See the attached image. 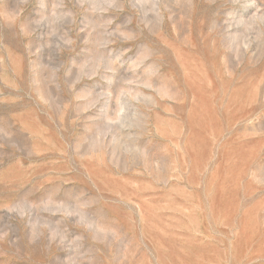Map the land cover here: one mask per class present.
<instances>
[{
    "label": "rangeland",
    "instance_id": "obj_1",
    "mask_svg": "<svg viewBox=\"0 0 264 264\" xmlns=\"http://www.w3.org/2000/svg\"><path fill=\"white\" fill-rule=\"evenodd\" d=\"M0 264H264V0H0Z\"/></svg>",
    "mask_w": 264,
    "mask_h": 264
}]
</instances>
